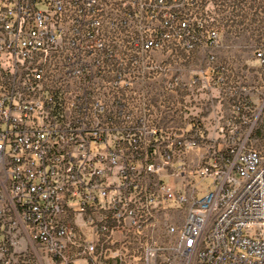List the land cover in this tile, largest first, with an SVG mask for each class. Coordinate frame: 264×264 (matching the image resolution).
Listing matches in <instances>:
<instances>
[{
    "label": "built area",
    "instance_id": "1",
    "mask_svg": "<svg viewBox=\"0 0 264 264\" xmlns=\"http://www.w3.org/2000/svg\"><path fill=\"white\" fill-rule=\"evenodd\" d=\"M246 7L0 0V264H264V91L235 92L222 147L158 136L151 110L169 70L155 52L221 46L211 14ZM254 54L264 67V42Z\"/></svg>",
    "mask_w": 264,
    "mask_h": 264
},
{
    "label": "crops",
    "instance_id": "2",
    "mask_svg": "<svg viewBox=\"0 0 264 264\" xmlns=\"http://www.w3.org/2000/svg\"><path fill=\"white\" fill-rule=\"evenodd\" d=\"M214 56V60H210ZM156 59L169 70L154 85L151 110L159 135L168 132L177 138L198 136L208 145H224L221 124L234 113L237 90L246 88L249 96L264 91V67L254 50L223 43L218 47L201 46L188 57L182 51H157ZM179 81L168 87V80ZM199 77L198 83L193 78ZM223 77V82L217 81ZM202 148L191 150L174 165L198 163ZM86 262L81 259L76 262Z\"/></svg>",
    "mask_w": 264,
    "mask_h": 264
},
{
    "label": "rangeland",
    "instance_id": "3",
    "mask_svg": "<svg viewBox=\"0 0 264 264\" xmlns=\"http://www.w3.org/2000/svg\"><path fill=\"white\" fill-rule=\"evenodd\" d=\"M236 3H239L241 6H247V10H244L247 15L245 16L246 18H243L244 21L246 19L245 23L248 25L246 30L242 28L244 26V22L242 23L240 21L242 19L241 16L236 15V12H234L235 16L231 15L233 10L225 9L222 12H213L211 17L219 21L221 20L224 24V36L226 38L225 43L231 45L234 44L242 49L255 50L257 47H259L261 42H264V0H236ZM228 16H232V21L227 20ZM252 139L254 147H257V149L261 150L264 154V112L257 122L255 133L253 134ZM184 215V208L181 206L172 207L167 212V215L162 218L163 229L165 228L168 220H171L174 223H179L182 221ZM77 264H86V262L81 261Z\"/></svg>",
    "mask_w": 264,
    "mask_h": 264
},
{
    "label": "trees",
    "instance_id": "4",
    "mask_svg": "<svg viewBox=\"0 0 264 264\" xmlns=\"http://www.w3.org/2000/svg\"><path fill=\"white\" fill-rule=\"evenodd\" d=\"M258 7H260V6H258ZM258 9H261V8H258ZM241 11H242V9L239 10V14H238V15L241 16L242 19H241L240 21L243 23V22H244V19H243V18H244L247 14H246V12H243V13H242ZM261 11H262V10H261ZM240 12H241V13H240ZM255 13H256V12H255ZM257 15H258V14H257ZM245 18H246V17H245Z\"/></svg>",
    "mask_w": 264,
    "mask_h": 264
}]
</instances>
